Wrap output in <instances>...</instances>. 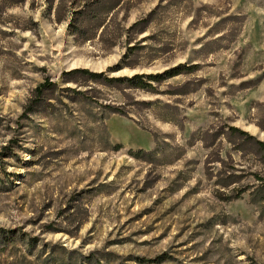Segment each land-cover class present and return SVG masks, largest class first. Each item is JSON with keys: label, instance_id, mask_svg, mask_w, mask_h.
Here are the masks:
<instances>
[{"label": "rangeland", "instance_id": "374dc122", "mask_svg": "<svg viewBox=\"0 0 264 264\" xmlns=\"http://www.w3.org/2000/svg\"><path fill=\"white\" fill-rule=\"evenodd\" d=\"M144 261L264 264V0H0V264Z\"/></svg>", "mask_w": 264, "mask_h": 264}, {"label": "trees", "instance_id": "16d2710c", "mask_svg": "<svg viewBox=\"0 0 264 264\" xmlns=\"http://www.w3.org/2000/svg\"><path fill=\"white\" fill-rule=\"evenodd\" d=\"M74 72H81V73H84L86 75H89L90 77H101L102 74H96V73H92L88 70H75ZM182 74L181 71H180V68H174V69H171V70H168L164 73V75H161V76H158V75H144V74H141V75H135L131 78H123V79H117V81H127L131 84H133L136 88H142V89H147L148 87L150 88L151 87V82L153 81H159L158 79H163L164 77H167V78H173V77H176L178 75ZM145 79H148V81L150 82H146ZM110 82L112 80H109ZM55 84H51L49 81L48 82H45L44 84L40 85L38 88H36L35 90V97L34 99L31 101V104L32 107L33 106H36L39 102L38 101H41L43 95H44V91L48 88H51V87H54ZM34 110H30L28 113H33ZM110 115H121V116H126V113L125 112H122L121 110L119 109H112L110 111ZM154 138L156 139V136L154 135ZM119 147H122V146H119ZM158 154V151L157 150H153V151H144V150H140L138 152H133V151H130V155H132L134 158L136 159H140V160H145V159H148V158H151L153 157L154 155ZM141 264H148L147 261H144V262H141Z\"/></svg>", "mask_w": 264, "mask_h": 264}]
</instances>
